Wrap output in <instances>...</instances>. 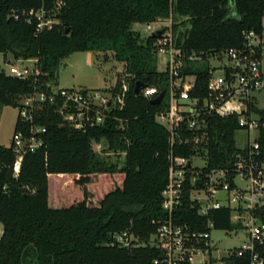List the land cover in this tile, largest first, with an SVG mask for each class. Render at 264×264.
Segmentation results:
<instances>
[{
	"label": "trees",
	"instance_id": "16d2710c",
	"mask_svg": "<svg viewBox=\"0 0 264 264\" xmlns=\"http://www.w3.org/2000/svg\"><path fill=\"white\" fill-rule=\"evenodd\" d=\"M61 1V6L58 2ZM45 8L58 19L52 28L36 31L12 11ZM175 15V16H174ZM170 16L185 18L178 30V45L203 58L188 71L197 75L193 96L207 92L210 58L229 48H244L245 31L264 37V0H0V52L15 59H36L38 76L21 79L0 71V109L18 108L23 98L36 91L49 92L62 61L77 51L113 52L125 70L110 89L113 108L104 124L85 131L75 130L48 103L35 114L45 126L44 145L24 155L19 174L12 147L0 144V264H152L161 250L149 244L125 248L112 243L116 233L132 230L146 240L156 232L157 221L168 212L162 193L168 183L169 132L156 114L166 103L152 104L136 94L137 81L164 89L168 74L158 69L156 37H142L135 23H149ZM70 28L69 33L66 29ZM264 44L259 47L260 53ZM260 118L257 136L264 162V107H250ZM207 167L233 169L251 150L238 147L241 129L238 115H210ZM17 118L15 131L21 127ZM104 141L109 149L125 153V162L95 152L92 141ZM201 151L202 147L200 148ZM176 155L190 156L191 146L175 145ZM179 213L180 221H207L191 206L188 196ZM222 207L208 219L216 228H238ZM232 264H248L241 257Z\"/></svg>",
	"mask_w": 264,
	"mask_h": 264
},
{
	"label": "built area",
	"instance_id": "2783aa9c",
	"mask_svg": "<svg viewBox=\"0 0 264 264\" xmlns=\"http://www.w3.org/2000/svg\"><path fill=\"white\" fill-rule=\"evenodd\" d=\"M61 3L59 1L58 6ZM11 15L15 19L23 15L28 23L36 25L38 33L58 23L45 8L12 11ZM146 24L150 35L162 31L161 35L155 36L154 47L157 57L163 58L165 69L162 72L168 74L164 89L146 85L140 91L143 96L153 99L165 90L161 103L165 102L166 107L156 114V119L167 128L172 148L168 183L162 193V206L168 214L157 221V230L148 241L141 240L132 230H125L114 234L112 243L125 248L144 244L157 247L162 252L152 264H232L236 257L243 258L248 264H264V162L257 159V137L249 143L248 155L241 156L236 162L233 176L225 169L207 172L208 158L204 150L208 144L207 116L210 115L237 114L241 129L256 131L258 136L260 118L250 107L255 103L253 93L264 88V58L263 51L260 53L259 50L264 37L253 30L245 31L244 48H229L221 55L214 54L212 57L216 59L226 55L228 63L220 68L210 63L206 94L193 96L191 90L197 84V75L187 69L203 58L187 53L178 45L174 27L166 19L159 18ZM27 61L33 65H26ZM16 62L20 63H12L9 74L21 79L40 74L36 59H16ZM218 69H221L220 73H217ZM46 103L55 106L72 128L85 131L104 124L112 111L113 97L111 92L101 89L52 86L49 92L36 91L23 98L18 107L22 126L15 131L11 143L16 153V175L24 155L44 145L42 134L47 128L36 123L35 114L43 111ZM177 144L191 146L193 152L190 156L176 155L173 147ZM92 147L99 154L109 153V146L102 140L92 141ZM237 177L246 185L239 186ZM186 196L198 215L207 221L192 224L180 221L179 211ZM222 207L230 209L231 223L241 224L240 229L248 236L239 247L222 249L212 238V231L221 228H216L208 217ZM222 229L230 233L238 228ZM3 233L0 224V237Z\"/></svg>",
	"mask_w": 264,
	"mask_h": 264
},
{
	"label": "rangeland",
	"instance_id": "374dc122",
	"mask_svg": "<svg viewBox=\"0 0 264 264\" xmlns=\"http://www.w3.org/2000/svg\"><path fill=\"white\" fill-rule=\"evenodd\" d=\"M175 16V15H174ZM170 16L166 18V22L176 24L178 30H184L188 25L184 22L185 18ZM133 29L139 31L142 37H147L151 31L147 29L146 23H135ZM264 58V49H263ZM16 62V59L11 53L0 52V71L4 70L9 73L10 65ZM210 63L212 66L220 68L223 64L228 63V58L224 55L221 59L211 57ZM26 65L32 66L33 62L27 61ZM124 62L117 61L114 58L113 52H96V51H77L71 53L60 64L54 87L56 88H72L85 87L89 89H101L109 91L116 84L120 77H123L125 70ZM158 69L163 71L165 65L163 58L158 57ZM221 69L217 70L220 73ZM255 104L259 108L264 107V88L253 93ZM19 115L18 108L5 106L0 109V144L10 146L13 135L15 133V125ZM257 137L256 131H247L240 129L236 134V143L238 147H244L248 143H253ZM104 155L110 160L118 162L119 166H123L125 162V154L120 150L107 149ZM198 163L203 164L202 161ZM236 182L243 187L246 182L240 177H237ZM212 238L218 243L222 249H230L241 246L247 241L248 236L244 229H236L230 233L225 230H213Z\"/></svg>",
	"mask_w": 264,
	"mask_h": 264
},
{
	"label": "water",
	"instance_id": "95a60500",
	"mask_svg": "<svg viewBox=\"0 0 264 264\" xmlns=\"http://www.w3.org/2000/svg\"><path fill=\"white\" fill-rule=\"evenodd\" d=\"M69 31H70V28H67L66 33H69ZM161 34H162V31H158L157 33H155L153 35L156 36V35H161ZM213 54H215V52H213ZM144 87H146V84L143 81H140V80L137 81L136 85H135V89H134L135 93L139 94L141 89ZM164 95H165V90H163L157 97L151 99V103L156 104V105L160 104Z\"/></svg>",
	"mask_w": 264,
	"mask_h": 264
}]
</instances>
